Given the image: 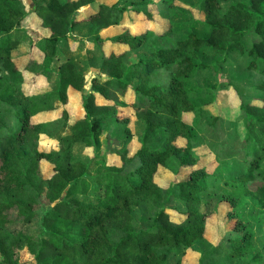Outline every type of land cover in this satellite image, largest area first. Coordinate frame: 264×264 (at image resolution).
I'll use <instances>...</instances> for the list:
<instances>
[{
  "label": "trees",
  "instance_id": "obj_1",
  "mask_svg": "<svg viewBox=\"0 0 264 264\" xmlns=\"http://www.w3.org/2000/svg\"><path fill=\"white\" fill-rule=\"evenodd\" d=\"M152 1L108 5L96 0H32L49 35L38 36L41 61L31 58L22 70L12 57L18 42L10 33L26 20L27 5L25 0H0V264H20L23 245L33 255V261L24 264H170L173 257L172 264H189L184 256L199 242L213 247L197 264H225L217 260L221 253L230 260L251 254L247 264H264V242L257 247L255 234L238 217L233 216V230L240 234L228 236L226 248L206 236L207 219L216 213L209 205L214 195L264 206V0H200L203 28L178 37L172 14L164 15L168 28L163 32L133 34L125 29L101 37V30L121 24L128 12L152 17ZM85 6L93 11L78 16ZM80 27L83 43L99 51L101 75L91 78L87 92L82 67L62 42L67 44ZM248 33L256 38L247 47ZM106 42L120 48L106 53ZM140 49L145 54L129 63L130 53ZM233 52L252 74L253 89L244 99L233 87L243 129H233L235 142L223 146L219 164L209 171L194 149L206 130L204 120L214 125L220 119L211 108L217 88L194 83V78L204 70L218 76ZM54 60L55 86L43 93L26 92L24 71L49 79ZM69 87L81 92L84 110L70 123L63 108ZM59 107L69 131L57 136V150L42 151L45 122L35 117ZM119 109H132L143 124L131 153L128 117ZM112 128L127 136L126 143L106 142L104 152H97L102 135ZM76 145L83 147L87 159L73 156ZM89 147L92 155L85 152ZM227 157H233L231 162L222 163ZM94 160L102 166L96 173L91 172ZM41 161L52 167L48 177ZM160 167L174 173L189 170L162 187L155 181ZM92 193L95 201L84 198ZM174 198L183 208L170 206ZM138 206L150 211L147 227L134 225Z\"/></svg>",
  "mask_w": 264,
  "mask_h": 264
},
{
  "label": "rangeland",
  "instance_id": "obj_2",
  "mask_svg": "<svg viewBox=\"0 0 264 264\" xmlns=\"http://www.w3.org/2000/svg\"><path fill=\"white\" fill-rule=\"evenodd\" d=\"M31 7L33 5L32 0H25ZM104 4H112L117 0H98ZM164 1V2H162ZM149 11L152 13V17H148L144 12L134 13L128 12L125 14L124 20L121 24L112 25L107 27L103 32L102 36L105 38L114 36L123 32L125 29H129L133 34H141L146 31L163 32L168 28V20L164 18V15L172 14V20L175 22L173 27L174 36H180L182 33L190 30H201L204 26L205 14L203 9L200 7V0H174L171 6L165 4V0H153L148 5ZM85 12H87L85 10ZM161 14V15H160ZM163 15V16H162ZM72 37L70 44L74 49H70L69 43L62 41L69 51L75 54L74 58L80 63L81 69L85 76V92L89 91L87 87L91 81V78L95 75H101L99 70V51L95 49H88V47L83 43L85 39L84 28L80 27L77 33H71ZM12 39L18 42L17 48L12 50V54H19L31 49L33 46H37L39 43L38 36L26 33L17 28L10 33ZM253 33H248L245 36L244 42L246 46L255 39ZM119 45H113L110 42L104 44V49L106 53L110 50H118ZM23 50V51H21ZM34 52V51H33ZM36 53L38 51H35ZM145 54V51L133 50L129 57L128 62L132 63L136 61L139 56ZM13 56V55H12ZM230 58L224 63L221 68L219 75H214L213 71L204 70L199 72L198 76L194 78V83L204 84L213 83L216 84L217 96L211 106L214 113L220 116L219 121L212 125L211 120L206 118L202 125H206V130L201 134L200 143L195 146L194 152L196 156L199 157V162L201 165L207 167L209 171H213L217 164H219L220 150L226 147V145L234 143L233 138L230 137V133L234 128H238L241 132L243 129L242 125V111L239 108L240 99L235 92L234 88H237L240 95L244 99L250 97V93L253 89V77L252 74L243 68L244 64H240L238 61V55L236 52L231 53ZM19 59V58H18ZM86 63V64H85ZM24 89L36 90L37 92H42L50 87H54L57 82L58 72H57V60L51 63V73L49 81L38 77L35 85L31 81H28L30 77L24 72ZM104 77V75H103ZM256 77V76H255ZM33 80V79H32ZM34 84V85H33ZM229 86H232L231 88ZM66 108L69 114V123L75 119L81 118L84 114L82 107V97L81 93L76 90H71L68 94L67 104L63 106ZM61 107L51 111L44 112L35 117L37 121L45 122V127L40 136L39 149L42 151L57 150V136L60 134H65L69 131V123L61 117ZM120 110V115L128 117V127L129 136L131 137V142L128 145L130 153L135 150L137 138L140 136L143 130V124L138 120L132 109ZM191 114L189 118L191 119ZM119 139H122L123 143H126L127 136L121 131L116 129H110L107 133H104L101 137V145L96 148L99 153L104 152V143L110 142L118 144ZM182 143V141H179ZM89 155L93 154L91 147L85 150ZM73 156L77 158L87 159L86 155L83 153V147L76 145L73 149ZM233 157H227L221 162H231ZM102 166L94 160L91 163V172L96 173L100 170ZM41 170L45 177H48L52 173V167L46 161H41ZM188 168L178 173H174L168 169L160 167L155 175V181L162 187L168 186L170 183L180 180L186 176L188 173ZM86 200L95 201V194H87L84 196ZM210 208L216 210V213L212 214L207 219L206 225V236L213 244H219L223 248H226V240L228 236L239 235L240 232L234 231L233 228L237 224V219L240 218L255 234L256 246L260 247L264 242V206L255 205L250 199L235 200L230 202L227 200L220 199V195L216 194L212 197L210 202ZM178 208H183V204L180 200L174 198L172 200V205ZM170 213L174 217H178L179 214L175 210H171ZM134 225L136 228L147 227L151 223L149 217L150 211L145 210L143 207H134ZM235 216V217H233ZM213 247L211 244L199 242L195 245V248H189L184 256L189 264H197L198 258H200L206 251ZM251 254L247 255L245 258L239 260H230L226 257L225 253H221L217 260L219 262H224L225 264H247L248 258ZM176 257L170 259V264L175 261ZM33 261V255L29 251L26 245L21 246L19 250V263L24 264Z\"/></svg>",
  "mask_w": 264,
  "mask_h": 264
},
{
  "label": "crops",
  "instance_id": "obj_3",
  "mask_svg": "<svg viewBox=\"0 0 264 264\" xmlns=\"http://www.w3.org/2000/svg\"><path fill=\"white\" fill-rule=\"evenodd\" d=\"M96 1H98V0H96ZM26 2V1H25ZM98 2H100V1H98ZM27 3V2H26ZM102 3V2H101ZM27 5V10H28V16H27V18H26V20L22 23V25H21V30H23V31H25L26 33H28V34H33V35H35V36H47V35H49V29H47V28H44V27H42L41 26V23H40V19H39V17L36 15V13L33 11V5L31 6V7H29V5L28 4H26ZM85 10L87 11V12H85ZM93 11V7H91V6H85V7H82L80 10H79V12H78V16H83V15H87V14H89L90 12H92ZM106 29V28H105ZM105 29H103V30H101L100 31V35H101V37L102 38H105V36H102V32L105 30ZM39 39V38H38ZM70 40H72L71 38H70ZM70 40L68 41V43H69V46L72 48V49H74L73 47H72V45L70 44ZM17 48V47H16ZM21 51H23V50H21ZM34 51V52H33ZM35 51H38L37 53L35 52ZM13 56V59H15L16 60V63H17V65H18V67L20 68V69H22V70H24V67L26 66V64L28 63V61L32 58V59H36L38 62H40L41 61V59H42V54H41V51L36 47V45L35 46H33L31 49H29V50H27V51H23V52H21V53H19V54H12ZM19 58V59H18ZM24 72H26L29 76L28 77H30L29 79H28V81H31L32 83H33V81H35L34 82V84H36L35 85V88H37L38 89V86L39 85H37V83H36V80L38 79V77H42L43 79H45V80H48V79H46V77L45 76H43V75H41V74H39V75H33V74H30L29 72H27V71H24ZM103 75V74H102ZM25 76V75H24ZM33 79V80H32ZM26 80H25V78H24V82H25ZM49 81V80H48ZM33 84V85H34ZM86 86V85H85ZM49 88L48 89H46V90H44V91H42V92H37L36 90H27L26 92H28V93H31V94H36V93H43V92H45V91H47V90H49L51 87L50 86H48ZM89 87H90V83H89V86L87 87V89L89 90ZM23 88H24V84H23ZM25 90V89H24ZM38 90H40V89H38ZM71 90H75L74 88H72V87H69L68 88V90H67V92H68V94H69V92L71 91ZM77 91V90H76ZM78 92H80V91H78ZM81 93V92H80ZM76 120V119H75ZM74 120V121H75ZM73 122V121H72Z\"/></svg>",
  "mask_w": 264,
  "mask_h": 264
}]
</instances>
